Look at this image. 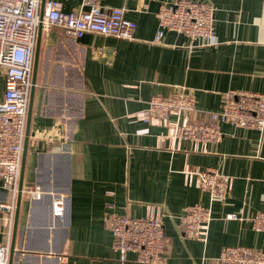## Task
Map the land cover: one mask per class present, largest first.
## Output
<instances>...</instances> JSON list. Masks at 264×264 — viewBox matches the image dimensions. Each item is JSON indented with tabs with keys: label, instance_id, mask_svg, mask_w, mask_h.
I'll return each mask as SVG.
<instances>
[{
	"label": "crops",
	"instance_id": "crops-1",
	"mask_svg": "<svg viewBox=\"0 0 264 264\" xmlns=\"http://www.w3.org/2000/svg\"><path fill=\"white\" fill-rule=\"evenodd\" d=\"M56 1L63 11L123 7L136 24L134 38H67L58 28L37 29L23 185L66 194V209L57 222L49 196L21 195L10 230L0 211V244L9 242V252L13 243L11 264H143L133 252L120 262L106 211L162 213L164 264H220L230 245L264 253V231L249 220L264 206V128L219 123L216 140L175 143L166 127L139 118L154 96L187 93L205 115L220 108L229 89L264 93V0H194L215 7L212 44L174 31L153 42L159 6L172 0ZM3 88L0 68V99ZM195 169L228 177V194L201 189L188 172ZM10 200L0 189V202ZM193 204L211 211L204 240L182 236L178 217Z\"/></svg>",
	"mask_w": 264,
	"mask_h": 264
},
{
	"label": "built area",
	"instance_id": "built-area-1",
	"mask_svg": "<svg viewBox=\"0 0 264 264\" xmlns=\"http://www.w3.org/2000/svg\"><path fill=\"white\" fill-rule=\"evenodd\" d=\"M90 3L91 0H85ZM0 0V68L4 76L3 95L0 99V189L10 193L9 202H0L5 210V221L12 227L28 112L30 76L36 33L40 26L60 29L67 38H77L84 33H96L118 39H133L135 22L125 16L123 7L89 8L63 11L56 0ZM215 7L208 1L172 0L161 3L157 11L158 29L153 42L160 43L165 31L183 33L189 38H199L204 44L215 42ZM139 118L166 127L167 139L207 142L221 135L219 123L241 127L264 128V93L229 89L222 95L220 108L199 113L193 97L177 92L168 97L154 96ZM198 186L213 197L223 198L230 187L228 177L213 170H189ZM21 195L31 200L50 197L51 212L57 222H63L66 194L46 191L39 184L23 185ZM162 213L145 217H131L106 211L104 223L112 236V248L119 253L120 262L133 252L134 260L143 264H164L168 238L164 232ZM236 218L234 214L227 215ZM183 237L205 239L211 220L209 207L189 205L179 215ZM250 224L255 231H264V206L254 213ZM9 242L0 244V264H8ZM220 264H264V253L240 245L221 249Z\"/></svg>",
	"mask_w": 264,
	"mask_h": 264
},
{
	"label": "water",
	"instance_id": "water-1",
	"mask_svg": "<svg viewBox=\"0 0 264 264\" xmlns=\"http://www.w3.org/2000/svg\"><path fill=\"white\" fill-rule=\"evenodd\" d=\"M36 52V51H35ZM34 66L33 68L35 67L36 65V53H35V57H34V62H33ZM31 100V99H30ZM29 100V105L31 104V101ZM28 105V108H30ZM30 114V109H28V115ZM29 118V117H28ZM28 127V123L26 125ZM26 127V131H25V135L28 134V129ZM26 143H27V136H25V140H24V145H23V153H22V162H21V171H20V177H19V185H18V193H17V200H16V212L18 210V206L20 204V199H21V189H22V186H23V170H24V156H25V150H26ZM15 235H16V217H15V223H14V227H13V230H12V242L14 241V238H15ZM12 252H13V243L10 247V251H9V262L8 264H11V261H12Z\"/></svg>",
	"mask_w": 264,
	"mask_h": 264
}]
</instances>
